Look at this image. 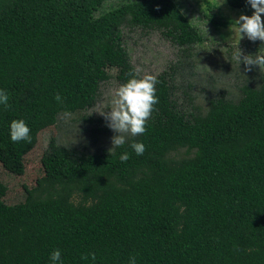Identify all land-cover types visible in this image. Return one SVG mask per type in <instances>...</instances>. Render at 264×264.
Masks as SVG:
<instances>
[{
    "label": "trees",
    "instance_id": "16d2710c",
    "mask_svg": "<svg viewBox=\"0 0 264 264\" xmlns=\"http://www.w3.org/2000/svg\"><path fill=\"white\" fill-rule=\"evenodd\" d=\"M184 1L0 0V89L10 105H0V165L24 175L41 131L65 110L97 103L119 28H171L178 46L202 44ZM206 4V23L226 25ZM257 72L238 98H210L205 112L187 92L182 127L167 141L153 131V114L115 155L53 137L25 202L6 203L0 181V264H51L55 249L62 264H129L131 256L136 264H264V71ZM13 119L26 122L31 143L10 139ZM133 140L145 145L142 155Z\"/></svg>",
    "mask_w": 264,
    "mask_h": 264
},
{
    "label": "rangeland",
    "instance_id": "374dc122",
    "mask_svg": "<svg viewBox=\"0 0 264 264\" xmlns=\"http://www.w3.org/2000/svg\"><path fill=\"white\" fill-rule=\"evenodd\" d=\"M109 1L110 6L117 4L119 0ZM206 2L217 7L219 15L227 22L226 25L216 28L206 23ZM221 2L222 0H185L183 3L184 13L203 32L205 41L202 44L178 46L171 28L155 31L119 28L105 64L111 79L102 85L97 103L88 110L71 114L70 119L60 117L56 125L41 131L37 146L25 157L24 175H13L0 165V181L8 187L4 201L12 205L25 202L26 187H35L44 175L41 160L53 137L67 146L83 151L96 152L111 147V137L116 133L107 126L106 120L98 112L110 111L107 108L114 90L126 82L135 69H139L141 74L151 73L157 76L158 83L155 87L158 103L154 105L152 112L156 118L152 129L164 141L172 139L182 127L184 117L180 111L183 107L189 109L188 98L185 96L187 92L194 96L195 104L202 112L208 109L210 98L222 93L230 98H238L239 87L248 82L253 83L257 79V71H264V68L257 65L248 71L243 62L239 65L233 59L238 46L245 55L257 54L254 48L258 40L250 41L245 36L239 41L236 33L230 30V25L241 13L251 15L254 10L247 0ZM219 3L221 4L218 6ZM89 114L96 118L94 123L83 120ZM93 129L99 130L97 136L92 134ZM184 155L185 149L178 152V156Z\"/></svg>",
    "mask_w": 264,
    "mask_h": 264
},
{
    "label": "clouds",
    "instance_id": "9594fccd",
    "mask_svg": "<svg viewBox=\"0 0 264 264\" xmlns=\"http://www.w3.org/2000/svg\"><path fill=\"white\" fill-rule=\"evenodd\" d=\"M223 2L224 0L221 3ZM247 2L254 11L251 15L241 13L230 25V30L236 33L239 41L246 36L250 41L259 40L262 42L261 44H264V19H262L264 0H247ZM233 59L239 65L243 62L248 71L257 65L259 68H264V50L255 55H245L238 46L233 53ZM157 83L155 74H141L139 69H135L129 74L126 82L114 90L110 106L107 108L110 111L98 112L106 120L107 126L116 133L111 137V147L108 149L110 155H115V149L125 145L128 136L135 137L146 131V123L154 110V105L158 103L155 87ZM54 98L57 102L62 103V97L59 93ZM0 105L10 107L9 94L2 89H0ZM62 118L70 119L71 113L65 110L62 113ZM10 139L13 142L31 143L30 128L23 119H13L10 122ZM131 148L137 155H142L145 151V145L134 140L131 142ZM128 159L129 154L127 152L120 154L121 161ZM89 256L92 261H95V253H90ZM82 259L87 260L88 256H84ZM50 262L51 264H62L59 249L51 252ZM129 264H136L135 256L129 258Z\"/></svg>",
    "mask_w": 264,
    "mask_h": 264
}]
</instances>
